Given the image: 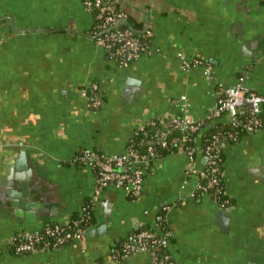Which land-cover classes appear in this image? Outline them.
I'll use <instances>...</instances> for the list:
<instances>
[{
    "label": "crops",
    "instance_id": "obj_1",
    "mask_svg": "<svg viewBox=\"0 0 264 264\" xmlns=\"http://www.w3.org/2000/svg\"><path fill=\"white\" fill-rule=\"evenodd\" d=\"M117 1L142 23L139 31L152 30L151 51L126 68L91 34L83 0H0V264H152L146 253L115 261L112 251L141 225H155L160 210L176 264H264V132L225 140L227 209L198 195V177L187 175L189 158L179 149L150 164L139 198L106 188L80 241L24 254L5 249L16 232L65 223L93 199L96 177L73 161L78 151L121 154L153 118L205 120L219 82L247 75V86L264 93L263 0ZM178 52L209 63L213 79L202 65L184 71ZM90 82L104 93L96 109L83 93ZM182 94L183 112L172 104ZM230 120L223 114L210 126ZM21 150L30 174L15 168ZM203 164L198 153L195 166Z\"/></svg>",
    "mask_w": 264,
    "mask_h": 264
},
{
    "label": "built area",
    "instance_id": "obj_2",
    "mask_svg": "<svg viewBox=\"0 0 264 264\" xmlns=\"http://www.w3.org/2000/svg\"><path fill=\"white\" fill-rule=\"evenodd\" d=\"M83 4L85 9L94 15L91 34L102 44L109 58L117 61L121 68L128 67L132 62L151 51L152 30L146 28L141 33H137L131 27H121L120 20H128L130 13L119 8L117 0H83ZM156 50L159 51V49ZM177 55L184 71L202 65L205 76L210 80L213 79L212 66L209 63L199 58L189 59L183 52H178ZM247 78V75H242L231 86L217 83L215 92L217 104L205 120H195L181 115L153 118L134 131L126 150L121 154L109 155L86 148L82 149L80 154H76L73 161L90 166L96 177L95 194L89 201L92 211L97 197L110 186L122 189L129 198H139L151 164L149 158L157 160L163 157L158 155L153 144L165 148L169 146L170 141L180 142V150L188 156L186 173L198 177L196 192L210 195L221 209H227L230 206V198L220 181L224 179V170L220 171L219 168L225 140H238L242 133L264 132V93L249 88L246 84ZM86 86L83 93L87 97V106L91 109L101 107L104 102V93L100 83L90 82ZM172 104L181 112L185 111L189 107L187 95L182 94L174 98ZM223 114L231 117L227 124L228 128L213 134L205 148L188 144L192 138L198 139L200 132L206 128L207 121ZM148 126L147 131L152 133L149 140L150 146L146 152L141 153L135 147L132 138ZM171 129L179 130L181 136L169 140ZM156 130L158 132L154 133ZM198 153H201V158L207 163V168L195 166ZM213 187L215 190L210 192ZM220 192L226 196L222 201L218 199ZM79 212L78 218L70 219L65 223L47 224L35 232L18 231L7 240L5 249L14 254H24L39 247L57 248L80 241L85 229L89 226L87 205L84 204ZM164 220H166V215L158 213L156 221ZM167 236H159L155 231L148 229L141 230L133 234L129 240H124L120 248L113 249L112 258L115 261H121L138 253H146L150 256L152 264H176L172 254L168 251Z\"/></svg>",
    "mask_w": 264,
    "mask_h": 264
},
{
    "label": "trees",
    "instance_id": "obj_3",
    "mask_svg": "<svg viewBox=\"0 0 264 264\" xmlns=\"http://www.w3.org/2000/svg\"><path fill=\"white\" fill-rule=\"evenodd\" d=\"M92 16H94L92 14ZM141 24L142 23H139L137 22L136 20H134L133 18H128V24H121V27H131L135 32L137 33H141L140 28H141ZM228 128V125L226 124H222V125H215V126H210V121L206 122V129H205V132H203V134L201 135V141H200V144H198V139H195L192 138L188 144L190 145H193V146H196V145H200L201 148H205V146L209 143V141L211 140V137L213 134H215L216 132H218L219 130H223V129H226ZM149 129V126L146 127L145 130H140L137 134L134 135V137L132 138V141L133 143L135 144V147L139 150V152L141 153H144L147 151V148L150 146V136H151V132H148L147 130ZM159 130V128L157 129ZM156 130V132L154 133H157L158 131ZM181 136V132L179 130H176V129H171L170 132H169V140H172L174 137H180ZM155 147H156V151L158 153V155L160 156H164L166 155L167 153L171 152V151H176V150H179L181 149L180 147V142H177V141H170L169 142V146L168 147H161L160 145L158 144H153ZM81 150L78 151L77 154H80ZM221 158L222 160L219 162V168H220V171L221 170H224V156H223V153L221 154ZM154 160H156L155 158H149V161L150 163H152ZM203 168H207V163L204 162ZM219 175V174H218ZM221 185L224 186V179H221ZM215 190V188H211L210 189V192H213ZM198 195H200V192H197ZM226 198V196L220 192L218 193V199L220 201L224 200ZM231 200H230V205H231ZM87 205V214H88V219H89V225L94 221V214H93V211L92 209L90 208V203L87 202L86 203ZM158 213H162V214H165L164 211L160 210ZM79 217V213L73 217L72 219H76ZM144 229H148V230H151V231H155L159 236H167L166 234L168 233L169 235L167 236V238L170 240V237H171V234H170V231H169V228L167 226V223H166V220L164 221H156V224L155 225H151V224H144V225H141L140 227H138L137 229H135L133 231V233L126 239L124 240H129L130 237L133 235V234H136L138 232H140L141 230H144ZM120 241L115 247L114 249H118L122 246V242L124 241ZM169 251V249H168ZM170 252V251H169Z\"/></svg>",
    "mask_w": 264,
    "mask_h": 264
},
{
    "label": "water",
    "instance_id": "obj_4",
    "mask_svg": "<svg viewBox=\"0 0 264 264\" xmlns=\"http://www.w3.org/2000/svg\"><path fill=\"white\" fill-rule=\"evenodd\" d=\"M120 24H128V20H120ZM15 168L17 170H24L25 172L28 171V174L31 173V170L29 168L28 162H27V153L24 150L19 151L17 158L15 159ZM26 177V174H22L21 176L16 177L18 180H24ZM221 218H222V225L223 228L227 227L228 218L226 216L225 210H220L219 212Z\"/></svg>",
    "mask_w": 264,
    "mask_h": 264
}]
</instances>
